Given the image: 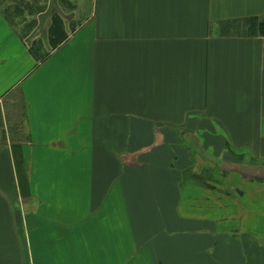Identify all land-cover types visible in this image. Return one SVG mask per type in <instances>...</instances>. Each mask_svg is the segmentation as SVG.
Instances as JSON below:
<instances>
[{"label": "crops", "instance_id": "obj_1", "mask_svg": "<svg viewBox=\"0 0 264 264\" xmlns=\"http://www.w3.org/2000/svg\"><path fill=\"white\" fill-rule=\"evenodd\" d=\"M250 17L0 0V264H264V36L226 29Z\"/></svg>", "mask_w": 264, "mask_h": 264}, {"label": "trees", "instance_id": "obj_2", "mask_svg": "<svg viewBox=\"0 0 264 264\" xmlns=\"http://www.w3.org/2000/svg\"><path fill=\"white\" fill-rule=\"evenodd\" d=\"M226 29L241 35L264 36V18L250 17L242 20H236L231 24H227Z\"/></svg>", "mask_w": 264, "mask_h": 264}]
</instances>
